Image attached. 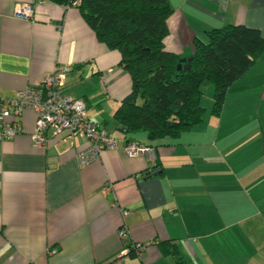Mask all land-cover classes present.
<instances>
[{
	"label": "crops",
	"instance_id": "0c3cea01",
	"mask_svg": "<svg viewBox=\"0 0 264 264\" xmlns=\"http://www.w3.org/2000/svg\"><path fill=\"white\" fill-rule=\"evenodd\" d=\"M25 1L0 0V94L13 97L65 64L63 94L82 99L119 145L80 166L86 138L50 128L35 147V115L24 110V132L0 141V264H264V49L227 87L218 114L211 88L201 123L149 140L123 131L115 116L132 86L119 51L77 6L36 2L30 19L19 18ZM167 3L163 46L181 59L225 25L264 36V0ZM128 140L154 156H128ZM145 242L139 254L125 252Z\"/></svg>",
	"mask_w": 264,
	"mask_h": 264
},
{
	"label": "trees",
	"instance_id": "16d2710c",
	"mask_svg": "<svg viewBox=\"0 0 264 264\" xmlns=\"http://www.w3.org/2000/svg\"><path fill=\"white\" fill-rule=\"evenodd\" d=\"M73 5L74 0H49ZM86 23L108 47L119 51L129 71L131 91L115 116L126 133L144 131L149 140L174 138L201 123L202 86L213 87V112H220L227 87L239 79L264 49L256 28L225 25L194 41L190 68L166 50L167 0H80ZM129 141V140H128Z\"/></svg>",
	"mask_w": 264,
	"mask_h": 264
},
{
	"label": "built area",
	"instance_id": "2783aa9c",
	"mask_svg": "<svg viewBox=\"0 0 264 264\" xmlns=\"http://www.w3.org/2000/svg\"><path fill=\"white\" fill-rule=\"evenodd\" d=\"M47 0H27L15 10L19 18L30 19L33 5L45 3ZM80 0H74L73 5ZM69 71V66L58 64L48 72L43 80L32 86L19 90L13 97H4L0 94V141L11 139L23 133L20 121L26 109L32 110L35 115V126L31 134V142L35 147H44L47 144V131L52 128L54 134L65 132L66 138L73 139L82 136L87 140V146L76 154L80 166H86L97 160L103 150H116L119 139L109 133L104 127L92 120L86 112V104L82 99H74L63 94V87ZM128 156L146 154L154 156V148L129 140L124 144ZM127 210H122L126 215ZM127 226L122 224L119 229L120 236H126ZM145 243H135L127 251L140 253Z\"/></svg>",
	"mask_w": 264,
	"mask_h": 264
},
{
	"label": "rangeland",
	"instance_id": "374dc122",
	"mask_svg": "<svg viewBox=\"0 0 264 264\" xmlns=\"http://www.w3.org/2000/svg\"><path fill=\"white\" fill-rule=\"evenodd\" d=\"M203 86H204L203 89H202L203 92H202V95H201V97H202V107H206L205 105H208V104H205V103L207 102V100H209V96H210L209 92H210L211 88L213 90V87L208 82H205ZM207 87L209 88V90H207L208 89Z\"/></svg>",
	"mask_w": 264,
	"mask_h": 264
},
{
	"label": "water",
	"instance_id": "95a60500",
	"mask_svg": "<svg viewBox=\"0 0 264 264\" xmlns=\"http://www.w3.org/2000/svg\"><path fill=\"white\" fill-rule=\"evenodd\" d=\"M192 60V57L189 58H182L180 59L179 63H178V69L180 68H184V69H189L190 68V61Z\"/></svg>",
	"mask_w": 264,
	"mask_h": 264
}]
</instances>
